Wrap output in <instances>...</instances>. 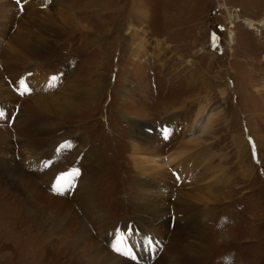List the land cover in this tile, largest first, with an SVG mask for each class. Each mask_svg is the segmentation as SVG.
<instances>
[{
  "label": "rangeland",
  "instance_id": "374dc122",
  "mask_svg": "<svg viewBox=\"0 0 264 264\" xmlns=\"http://www.w3.org/2000/svg\"><path fill=\"white\" fill-rule=\"evenodd\" d=\"M12 1L22 12L23 2ZM52 2L61 15L55 13L50 22L60 36L42 61L27 58L21 48L13 46L21 62L19 69L31 78L38 68L49 72L60 91L64 84L79 83L90 90L69 110L48 115L53 128L49 139L60 145L46 153L41 171L82 170L86 162L74 155L70 142L74 138L90 151L98 149L102 169L95 172L93 165L86 166L85 172L91 171L85 177L89 197L79 209L70 192L55 190L64 184L60 177L48 191L72 203L71 210L79 218L88 214L85 223L106 247L116 241V236L113 240L109 236L119 225L122 230L117 239L121 237L129 246L126 249H138L136 262L151 264L166 247L170 230L163 239L148 238L137 220L135 204L145 174L140 158L134 162L137 145L132 130L138 132L135 136H159L166 125L170 137L160 142L168 146L173 133L176 142L164 151L161 161L150 163L162 164L173 152L181 151L187 162L190 155L196 160L198 169L194 174L189 169L191 179L181 191L197 205L206 231L205 253L198 264H264V0H50L45 8ZM5 27L0 30V93L15 87L2 71L13 35L38 34L16 19ZM19 69L12 68L10 74ZM260 95L262 100L254 98ZM11 102L20 108L15 104L19 101ZM6 111H1V126L8 124ZM198 151L203 154L197 156ZM164 186L176 195L178 186ZM65 188L68 191V185ZM10 192L0 191V264H46L43 243L34 241L31 246L25 238L38 235V228L33 226L35 231L29 235L27 225L12 230L17 217L12 209L15 200L23 210L28 206L23 197L11 198ZM6 194L8 205L3 204ZM98 215L113 227L101 236L90 225ZM169 220L171 228L175 218ZM53 228L45 230L49 235L44 237L46 248L51 238L63 236ZM38 246L40 252L35 250Z\"/></svg>",
  "mask_w": 264,
  "mask_h": 264
},
{
  "label": "bare ground",
  "instance_id": "6f19581e",
  "mask_svg": "<svg viewBox=\"0 0 264 264\" xmlns=\"http://www.w3.org/2000/svg\"><path fill=\"white\" fill-rule=\"evenodd\" d=\"M15 1L18 2V0ZM49 1L19 0V2H23V9L20 12L21 10L18 9L14 1L0 0V30L6 28L5 26H8L13 19H16L18 24L27 23L38 33L37 35L28 36V34L25 35L23 32H16L12 37V47H8L4 52L6 64L3 66L2 71L8 76V83H14L15 87L10 88L9 86V88L4 89L0 93V113L2 110H8L6 111L8 121L5 120L8 124L5 126L0 125V191L1 193L4 191L11 193L10 191H13L10 197L15 198L14 195L16 197H23L28 206L23 210L20 207L19 200H15V205L12 209L15 210V216L17 217H14L13 221L11 220L14 227H12L13 229L10 228L20 231L22 226L27 225V235L35 231L32 229L33 226L38 228L40 231L38 235L35 234L34 237L25 236V238L31 246L34 245V241L43 243L41 248L43 247L46 250V264H141L136 261L132 262L127 257L116 253L115 241L111 242L112 245L106 247L103 241L97 238L98 235L96 237L93 236V232L90 231L89 226L85 223V220L89 218L88 214L86 217L83 215L84 220L79 218L71 210L72 203L58 193L55 194L48 191V189H53L55 179L60 177L64 184L60 185L59 188L64 191L66 185H68L67 189L70 191V199L74 201L79 209L84 198L89 197L85 177L89 175L90 170L85 172L86 166L93 165L95 172H99L102 169L101 154H99L98 149L90 151L79 138H74L70 141L75 148L74 155H80L86 162V165L83 164L82 171L78 169V172L73 173L72 171L75 170H70L67 176L66 173L53 171V168L41 171L44 169L41 162L45 157L47 158L46 153L49 152L51 154L53 149L55 147L59 148L60 145L57 141L49 139L53 128L48 124V115L57 111L63 113L67 109L69 110L74 106L77 98L89 94L90 90V88L82 86L79 83L78 85L64 84V88L60 91L55 89V79L49 76V72L38 68L33 72L32 79L19 69L21 62L19 61V57L15 55L16 50L14 47L21 48L27 58L42 61L47 51L60 36L59 31L51 22L53 17H56V14L59 16L61 13L56 12L58 9H56L57 5L53 4L54 2L50 3V6L47 5L49 8H45ZM261 24L264 26V20L261 21ZM76 26L80 28L84 27L80 24ZM252 26L250 24V27ZM131 28L134 27L132 26ZM12 68H18L19 70L13 71L14 73L10 74ZM90 92H93V90ZM17 93L23 94L21 96L24 98L20 99ZM87 97L90 96L88 95ZM254 98L258 100L263 99L261 95ZM13 100L19 101V103H15L18 104L19 109L17 106L12 105L14 104L11 102ZM251 102L253 106L254 101ZM255 107L254 109H256ZM262 113L264 115V111ZM9 125L12 126L9 127ZM13 125L15 126L13 127ZM132 132V138L136 140L135 143L137 145V147L133 148L136 151L134 154L136 159L133 157L134 162L140 158L141 172L145 174L140 181L142 192H140L139 200L135 204L136 212L138 213L137 220L146 228L147 231L142 232L148 238L155 236L159 240L163 239L165 232L170 230V234L167 236L166 247L155 257L151 264H198L201 256L205 253L206 231L204 224L200 221L201 212L197 211V205L193 204L194 202H189L188 197L181 191L184 189V184L191 179L189 169L191 168V173L193 174L198 169L196 160L193 155H190L187 162V158L184 159L182 157L184 151H181L173 152L172 158L162 164L160 162L156 166H154L155 164L151 165L152 163L150 162L161 161V156L168 151L170 145L173 146L175 144L176 134L172 132L173 135L170 139L172 142H168L170 143L168 146L166 145L167 143H164L165 147H163L160 141L168 139L171 134L168 127L159 136H149L140 133L135 136L138 132H134V130ZM184 150L186 151V148ZM139 154L142 157H139ZM201 154L203 152L198 151L197 156ZM17 155L19 159H17ZM26 162L29 163L26 164ZM32 164L41 165L39 168L34 169L31 166ZM176 164L180 167L173 169L172 165ZM170 169L171 171L168 172ZM37 178H39L40 183H38ZM150 178H153V180ZM164 185H167V187L169 185L172 187L178 186L175 189L177 191L176 195L164 190L165 188H162ZM196 187L198 188V186ZM55 190L52 191L55 192ZM199 191H196L195 199H197ZM10 197L8 194L3 196V204L8 205L11 203ZM99 216L90 225H93L94 232L101 236L112 225L104 220L106 218ZM170 217L175 218L174 225L171 228L169 225ZM46 225L50 226L47 230L45 229ZM122 225L125 226L124 224L120 226ZM50 228L62 231L63 236L61 238H51L52 240L49 241L48 248H46L44 239L49 235L45 230L48 231ZM113 233L109 236L110 238L113 237L112 240L115 239ZM61 240L67 241L64 245H59ZM105 241L107 242L106 238ZM35 250L40 252V246L36 247Z\"/></svg>",
  "mask_w": 264,
  "mask_h": 264
},
{
  "label": "snow or ice",
  "instance_id": "6c2138e0",
  "mask_svg": "<svg viewBox=\"0 0 264 264\" xmlns=\"http://www.w3.org/2000/svg\"><path fill=\"white\" fill-rule=\"evenodd\" d=\"M18 3H19V0H18ZM25 91H27V89H25ZM2 116H3V113H0V117H2ZM56 190L61 191V189H59V188H57ZM117 251H119V249H117Z\"/></svg>",
  "mask_w": 264,
  "mask_h": 264
}]
</instances>
